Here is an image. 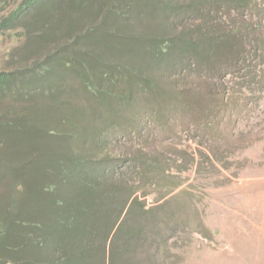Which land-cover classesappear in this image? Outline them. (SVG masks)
Returning a JSON list of instances; mask_svg holds the SVG:
<instances>
[{
  "label": "trees",
  "instance_id": "trees-1",
  "mask_svg": "<svg viewBox=\"0 0 264 264\" xmlns=\"http://www.w3.org/2000/svg\"><path fill=\"white\" fill-rule=\"evenodd\" d=\"M253 1L161 0L165 26L156 16L148 28L138 0H0V33L19 23L24 27L17 55L21 66L0 70V128L16 130L31 121L32 127L46 124L49 134L61 128L59 123L70 132L68 147L50 157L31 154L23 158L24 165L13 158L15 182L3 186L0 199V264H132L126 249L140 238V228L126 221L143 210L136 194L141 187L123 182L116 156H98L113 152L110 121L118 107L128 108L144 94L155 103L149 107L150 120L159 123L165 116V122L167 102L176 99L157 86L148 68L164 61L166 69L174 64L181 73L194 63L209 70L228 50L206 51L223 46L224 36L206 31L192 36V24L207 20L214 9L244 11ZM175 18L187 25L182 31H176ZM52 23L57 36L49 31L47 40ZM20 33L14 34L20 38ZM230 34L225 36L229 42ZM44 36L42 46L33 49L37 43L32 41ZM124 39H129L126 49L120 45ZM99 43L112 47L109 55L119 50V56L101 59ZM122 53L128 60L118 59ZM82 55L88 60L82 61ZM14 59L11 52L9 61ZM133 59L140 64L133 65ZM65 105L69 112L57 118ZM68 118L83 127L65 125ZM134 122L127 120L126 134L133 133ZM128 160L125 167H137L138 173L156 168L142 156Z\"/></svg>",
  "mask_w": 264,
  "mask_h": 264
},
{
  "label": "rangeland",
  "instance_id": "rangeland-1",
  "mask_svg": "<svg viewBox=\"0 0 264 264\" xmlns=\"http://www.w3.org/2000/svg\"><path fill=\"white\" fill-rule=\"evenodd\" d=\"M138 2L143 9L141 21L148 28L154 26L156 16L165 26L161 0ZM15 3L8 5L5 14ZM172 21L176 31L187 26L176 18ZM192 25V36L204 31L224 36L223 46L217 43L206 54L228 52L214 60L209 70L194 63L181 73L174 64L172 69H166L164 61L152 64L148 72L157 77V86L176 99L167 102L165 122V116L162 122L151 121L149 107L155 103L145 100L144 94L137 95L130 107H118L110 121L113 152L98 154L102 159L107 154L116 156L123 182L141 187L136 194L143 210L126 221L140 228V238L126 249V259L132 264H264V0H254L244 11L214 9L207 20L198 19ZM17 31L20 38L14 34ZM49 31L57 36L54 23ZM23 33L22 23L0 33V70L21 66L17 55ZM230 33L234 35L231 42L225 37ZM45 38L32 41L31 45L37 43L33 49L40 48ZM128 40L121 42L123 49L129 46ZM109 48L99 43L98 57L119 56V50L109 55ZM11 52L16 59L10 62ZM128 57L122 53L118 59ZM132 64L139 65L140 60L133 59ZM61 111L57 118L69 112L68 106ZM127 120L135 121L132 134H126ZM73 123L68 118L65 125L83 127ZM59 126L53 134L47 132L46 124L32 127L31 121L25 128H0L4 157L0 199L3 186L15 182L11 168L16 159L24 165L28 155L50 157L68 147L69 128ZM136 155L154 161L155 170L138 173L137 167H125ZM34 199L33 206L39 200L37 195Z\"/></svg>",
  "mask_w": 264,
  "mask_h": 264
}]
</instances>
